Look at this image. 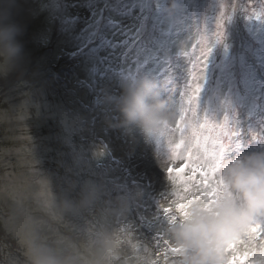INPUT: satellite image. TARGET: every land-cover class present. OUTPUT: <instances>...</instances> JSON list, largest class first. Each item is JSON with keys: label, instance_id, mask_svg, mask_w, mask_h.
Returning <instances> with one entry per match:
<instances>
[{"label": "rangeland", "instance_id": "374dc122", "mask_svg": "<svg viewBox=\"0 0 264 264\" xmlns=\"http://www.w3.org/2000/svg\"><path fill=\"white\" fill-rule=\"evenodd\" d=\"M19 9L22 56L0 74L38 56L31 80L0 91V264H22L30 219L50 239L106 232L111 264H178L162 211L181 215L169 166H184L195 139L211 147L224 117L238 135L221 159L264 152V0H19ZM138 79L152 81L171 111L156 129L118 112L124 86ZM87 183L96 200L60 222L54 204L78 202ZM253 251L236 244L242 258Z\"/></svg>", "mask_w": 264, "mask_h": 264}, {"label": "clouds", "instance_id": "9594fccd", "mask_svg": "<svg viewBox=\"0 0 264 264\" xmlns=\"http://www.w3.org/2000/svg\"><path fill=\"white\" fill-rule=\"evenodd\" d=\"M19 10V0H0V68L13 67L22 56L24 30L16 19ZM116 104L128 125L156 129L171 118L167 102L148 79L125 85ZM215 179L219 190L212 203L196 200L186 215L176 216L165 226L166 235L179 249L178 264H227L224 249L231 242L258 249L253 251L257 258L264 253V237L254 230L258 218H264V152L220 158ZM97 196V189L87 183L78 202L66 199L54 204V215L65 223V214L82 213ZM77 234L79 240L64 234L50 239L42 222L30 219L19 236L22 264H111V237L106 232ZM8 264L19 262L10 258ZM136 264H150V258H137Z\"/></svg>", "mask_w": 264, "mask_h": 264}, {"label": "snow or ice", "instance_id": "6c2138e0", "mask_svg": "<svg viewBox=\"0 0 264 264\" xmlns=\"http://www.w3.org/2000/svg\"><path fill=\"white\" fill-rule=\"evenodd\" d=\"M218 27L220 30L215 33L217 39L222 35V25H218ZM210 51L211 47H208L202 56L203 66ZM200 88L201 85L196 86L195 92L197 97ZM224 119L226 123L220 126V135L211 140V147H209L208 137L204 138L203 143L200 139H195L185 149L186 155L183 158L186 163L184 166L176 169L170 165L166 171L168 181L172 185V195L176 197L173 203L181 215H186L188 207L196 200L204 199L212 203L216 199L219 190L215 179L218 161L227 148L225 141L231 142V138L238 135L237 132L229 129L227 117H224ZM181 146L182 144L175 150L180 149ZM194 188L201 193L202 198H198L192 193V189ZM190 195L192 196L191 199H189ZM162 211L165 214V220L167 222L175 219V216L171 215L172 208L164 207ZM254 230L258 236L264 237V228H261L258 223L254 226ZM165 243L168 242L165 241ZM236 244L237 242H231L224 249V252L228 256L227 264H264V253L259 254V258H257V253L252 252L251 259H245L236 254ZM171 251L173 253H179L177 247L171 248ZM229 253H231V256H229Z\"/></svg>", "mask_w": 264, "mask_h": 264}, {"label": "trees", "instance_id": "16d2710c", "mask_svg": "<svg viewBox=\"0 0 264 264\" xmlns=\"http://www.w3.org/2000/svg\"><path fill=\"white\" fill-rule=\"evenodd\" d=\"M37 54H34L31 59V65L24 69H18L13 71L8 75L0 74V91H6L12 88L15 84L19 83L22 80H28L29 75L32 73L31 66L34 64L36 60ZM4 230L2 229L0 222V237H3Z\"/></svg>", "mask_w": 264, "mask_h": 264}]
</instances>
